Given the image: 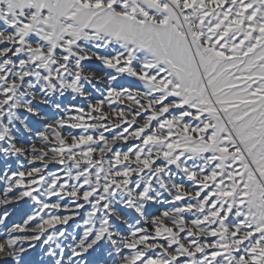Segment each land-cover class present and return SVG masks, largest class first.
<instances>
[{"label":"snow or ice","instance_id":"1","mask_svg":"<svg viewBox=\"0 0 264 264\" xmlns=\"http://www.w3.org/2000/svg\"><path fill=\"white\" fill-rule=\"evenodd\" d=\"M0 159L12 264H264V0H0Z\"/></svg>","mask_w":264,"mask_h":264},{"label":"rangeland","instance_id":"2","mask_svg":"<svg viewBox=\"0 0 264 264\" xmlns=\"http://www.w3.org/2000/svg\"><path fill=\"white\" fill-rule=\"evenodd\" d=\"M68 101H71V97H68ZM66 101V102H68ZM76 103H82L83 101L78 99L77 101H75ZM73 131H78V130H73ZM1 160V159H0ZM26 160L21 157L20 158V163H24L25 164ZM8 163H11L14 167H18V163L16 161V158H10L8 160ZM4 161H3V167H4ZM0 168H2L1 164H0ZM20 203H23V204H20L19 207H18V213H16L15 216L11 217L9 214L8 218H9V222H3V229L0 231L1 232H6L7 229L10 228L11 225H14V224H18V223H22L23 222V219L26 218V214H29L30 213V210L29 208H27V204H31V202H20ZM14 208L13 205H7L6 207L4 206L3 209L1 211H11L12 209ZM3 212L1 213L0 212V215L3 214ZM16 217V218H15ZM25 217V218H24ZM78 222V221H76ZM57 227H61V226H57ZM67 227V231L69 233H71L75 227V222L74 221H69V225L68 226H65ZM4 235V233H3ZM43 239V238H42ZM70 241H65V243H69ZM42 245V241L41 242H37V245L35 247V249H30L29 253H28V256L25 258L26 260L30 261L31 264H49V258L45 255V252H46V247L47 246H41ZM97 259H100L101 260V264H102V256H98V257H95ZM0 264H12V262L8 261V260H5V259H0Z\"/></svg>","mask_w":264,"mask_h":264},{"label":"bare ground","instance_id":"3","mask_svg":"<svg viewBox=\"0 0 264 264\" xmlns=\"http://www.w3.org/2000/svg\"><path fill=\"white\" fill-rule=\"evenodd\" d=\"M25 159V158H24ZM0 164H1V166L3 167V160L1 159L0 160ZM9 164H11V163H9ZM4 165H5V163H4ZM12 165V164H11ZM6 166V165H5ZM4 166V167H5ZM25 166L27 167V164H26V162H25ZM12 167L13 168H16V167H14L13 165H12ZM0 191H2V186H0ZM20 204H23V203H16V204H12L13 206H14V208L11 210V211H9L8 213L9 214H11L10 216L11 217H13V216H15L16 215V213H18V207H19V205ZM3 207L4 206H0V212L2 213L3 211H1L2 209H3ZM6 207V206H5ZM27 208H29V204H27ZM30 214V213H29ZM0 216H2V215H0ZM16 218V217H15ZM25 218V217H24ZM4 222H9V218L7 217L5 220H4ZM13 225H11L10 226V228L12 227ZM3 229V223H0V231ZM3 233H4V235L6 234V232H1L0 233V239H3L4 238V235H3ZM30 251V250H29Z\"/></svg>","mask_w":264,"mask_h":264}]
</instances>
